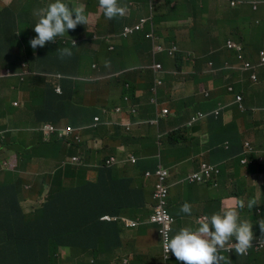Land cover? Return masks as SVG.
<instances>
[{
	"label": "clouds",
	"instance_id": "obj_1",
	"mask_svg": "<svg viewBox=\"0 0 264 264\" xmlns=\"http://www.w3.org/2000/svg\"><path fill=\"white\" fill-rule=\"evenodd\" d=\"M8 2L12 17L0 29V111L21 113L14 117L18 129H10L11 121L0 118L2 145L10 142L0 157V177L24 180L21 201L12 208L6 200L0 218L22 216L23 204L32 203L33 228L41 215L47 217L42 236L52 248L37 244V262L43 263L44 256V263L49 259L51 264H77L75 257L82 256L86 264H136L130 255H106L110 250L104 230L112 226L118 234H130L149 224L156 230L162 264H222L227 261L225 253H234L239 264H264V192L260 200L255 193L264 189V182L255 185L264 178L257 177L264 167V0H94L89 19L88 2L47 0L32 26L36 35L30 39L15 19V0ZM85 23L82 34L72 30ZM254 25L261 28L255 37L235 40L234 30L247 35ZM192 45L199 51L188 50ZM117 49L130 64L127 70L107 64L106 55ZM40 55L52 60L45 70L39 64L42 72L35 70L39 62L33 60ZM162 72L166 80L160 77ZM172 76L178 80L172 81ZM27 80L31 91L25 92ZM197 81L204 85L199 87ZM50 87L57 94L55 106L67 103L77 127L52 121L35 126V110L53 109L45 93ZM18 95L17 101L8 102ZM252 106L260 110L255 116L249 111ZM83 108L94 113L88 122L80 119ZM219 109L224 111L225 123L245 114L248 120L236 130L223 125L215 148L204 147L198 165L186 166L174 155L179 153L176 132L194 128ZM225 130L236 135L232 144L223 140ZM21 133L28 137L14 146ZM192 135L201 136L195 130ZM240 141L249 154L240 161L245 172L239 169L234 178V156L229 152ZM63 143L66 154L57 158L54 150ZM217 148L227 153L224 159L218 160ZM49 158L55 165L46 171L43 189L40 181L32 180L35 173L25 168L32 170L37 159ZM58 170L73 177L62 175L54 184ZM65 179L75 185L66 186ZM169 180L176 192L183 185L200 188L204 200L195 209L192 202L172 197ZM82 182L87 183L83 198L73 199ZM60 187L66 190L60 195L66 197L63 210L59 202L52 206L55 217L42 206L48 197L53 199L52 189ZM47 191L44 203V197L33 200ZM211 192L219 195L218 201L208 197ZM250 196L257 200V231L252 219L241 216V209L255 204L248 201ZM220 201L234 204L222 208ZM6 230L13 233L7 226ZM61 230L69 235L55 248ZM32 244L23 247L30 249ZM20 255L21 259L15 254L11 263L30 264L26 250ZM3 261L0 249V264Z\"/></svg>",
	"mask_w": 264,
	"mask_h": 264
},
{
	"label": "trees",
	"instance_id": "obj_2",
	"mask_svg": "<svg viewBox=\"0 0 264 264\" xmlns=\"http://www.w3.org/2000/svg\"><path fill=\"white\" fill-rule=\"evenodd\" d=\"M21 0H15V5L20 2ZM94 0H80L81 3L86 4V2H88L86 13L88 14V19H89V14L93 11L94 8ZM70 5H73L72 3H69ZM12 17V5L11 2H8V0H0V29L3 28L7 22L11 19ZM8 20V21H7ZM261 25L264 26V18L262 19ZM87 26V23L85 24H77V26L72 29L75 32H79V34H82L83 30L85 29V27ZM260 27L254 25L252 28H250V33H248L247 35L244 34V32L240 29H236L234 30V38L235 40L237 38L243 39L245 38H249V37H255L259 31H260ZM248 31V30H247ZM150 42H148V48H150ZM105 47L107 48L108 46L105 45ZM33 52H31L32 55ZM107 60L109 65L116 67L118 69L121 70H127L128 67L130 66V64L128 62H126L124 60V58L121 56V50L117 49L114 52H110L108 55H106ZM34 61L39 62L35 68V70H38L39 72L44 71L45 69H48V66L51 64L52 60L50 58H48V55H45V57L43 55H40L39 57L33 58ZM53 61H58V59H53ZM183 62V61H182ZM39 64L44 67V70L39 69ZM102 68H104V66H102ZM181 68V67H180ZM185 69V68H184ZM141 72L142 71H138V75L141 77ZM166 72H162L160 74V77H162L163 79H167ZM149 79L152 80V76L149 75ZM194 79V77H193ZM172 81H176L178 80V78L172 76L171 77ZM25 92L27 90L31 91V85H30V81L27 80L26 81V85L24 87ZM47 94V96L50 97V103L53 105V109H46L44 112L39 113V110H35V126L38 125V123L42 122V121H52L55 122V124L60 125L61 123H66L67 126L70 127H77V119L74 113H72L69 109H68V104H61V106H55L56 103V93L53 91V88L50 87L49 90H47L45 92ZM19 98V95L12 98V100L8 101L9 103H14L15 101H17ZM215 108H217V105H215ZM237 108V107H235ZM2 119L1 121H5L6 119H8L9 121H11V126L10 129H15L17 127V122L15 121V116L19 115V111L10 109H4L2 108ZM195 107L192 105L191 107V113L194 112ZM250 113L252 115L255 116L256 113L260 112L259 109L255 108L254 106L250 107L249 109ZM94 116V113H91L88 109L83 108L81 110L80 113V119L83 122H88L90 118H92ZM246 120H248L247 115H242V116H235L233 118L232 121L230 122H226V118L224 116V111L219 109L217 114L213 111V112H209L205 118L202 120V122L193 127L190 128H186V127H182L180 130H178L175 134L174 140H175V147H176V151L178 150L179 153L178 155L176 153H174L175 157L180 160L183 161L185 163L186 166L190 167V168H195L198 165L199 162V158L201 155V151L204 148V150H211L215 148V144H217L218 142V131L219 129L225 125L228 128L234 129L236 130L240 124H242L243 122H245ZM18 129V128H16ZM192 130L195 131H199L201 136H193L192 135ZM2 126L0 125V133L2 132ZM28 137L27 133H21L18 138L16 139V141L14 142V146H20L22 144V142ZM236 139V135L234 134V132L232 130H225L224 134H223V140H226L229 144H232ZM4 138L2 136H0V157L2 156V154L4 153V150L6 148H10V142H7L6 144H3ZM236 147H231L232 150L229 152L234 156V163L232 165L231 171L233 172V177L236 178L239 175V169H240V161L242 158L247 157L246 155L249 154V152L244 148V145L242 143V141L239 142V144L237 145V143L234 144ZM223 148H226L225 145H223ZM54 155L57 158H61L58 155H64L66 154V144H60V146H58L55 150H54ZM215 153L219 154L218 156V160H222L225 158L227 153L222 152V148H217L214 150ZM57 154V155H56ZM246 154V155H243ZM69 172L67 173L65 170H58V172L56 173L55 177L53 178V182L54 184L59 182L61 176L63 175L64 178H72L73 176H69L68 175ZM262 176H264V167H261L258 171V178L260 179ZM33 181H40L43 186L42 188L44 189V187L46 186L47 183V175H46V171L44 173H42L41 175H39L38 177H35L32 179ZM52 189V188H51ZM54 195H53V199L52 197H48L49 202L48 203H44L42 206V210L44 212H47L50 210L52 211V215L56 217V212L55 210H52V206L56 205L54 204L55 202H59V199H63L66 197L64 195H60V193L65 192L66 190L62 187L60 188H54V190L52 189ZM251 194L254 193L253 190L250 191ZM255 196H250L248 197V201L254 199L255 204L253 205L252 209H249L248 207L246 209H241V216L243 218L246 219H252L254 222V229L257 231L256 229V219H257V215L260 216L258 214V209H257V200L255 199ZM243 201V200H242ZM259 208V207H258ZM262 214L264 215V207H262ZM47 219V217H46ZM2 220V221H1ZM40 226L39 220L36 222V227L38 228ZM44 233V230L43 232ZM42 233L39 232H35V237L29 240H25L24 235L22 234H18V237L13 234L10 233L6 230V226L4 225V220L3 218H0V249H2V258L4 257V261L3 264H13L11 262L14 261L15 259V255L11 254L9 249L13 252V253H22L23 250L27 251V255H29L28 258V262L30 264H51L50 260L47 259L46 263H44L45 261V257L43 256L42 261L43 263H38L37 259L39 256V249H38V245L41 246H45L47 248H52L51 245L44 239V237L42 236ZM69 235V231H63L61 230L59 232V234L56 236V240L54 241V247L56 248L57 246H60L63 244L64 240L67 238V236ZM20 237V238H19ZM27 243H33L31 246L32 248H25L23 247V244H27ZM30 246V247H31ZM4 251V253H3ZM227 255V263H235V264H239L240 262L238 260H235V254L233 253L232 255H228L227 253H225ZM264 261V260H263Z\"/></svg>",
	"mask_w": 264,
	"mask_h": 264
},
{
	"label": "crops",
	"instance_id": "obj_3",
	"mask_svg": "<svg viewBox=\"0 0 264 264\" xmlns=\"http://www.w3.org/2000/svg\"><path fill=\"white\" fill-rule=\"evenodd\" d=\"M55 165V161L52 158L49 159H37L36 160V166L32 168L35 175L38 177L45 171H48ZM27 176V175H26ZM24 179L21 178H5L0 177V212L1 207L4 206V202L7 200L9 202V205L14 208L16 202L21 201V195L20 192L22 191V182ZM70 180L65 179L64 184L67 186L70 184ZM74 185L75 183L72 182ZM80 184V193H74L72 195V198H83V190L86 188L87 183H79ZM40 185L42 188V184L40 182ZM5 191H8L5 193ZM16 192L19 193V195H16ZM42 192V191H41ZM35 195L34 199L37 201V199L40 197V200L43 199L44 201L47 198L48 191L41 194ZM42 203V204H43ZM41 204V205H42ZM60 209L63 210L64 201L63 199H59V205ZM34 207V203L30 205H26L21 207V210L25 213L22 216H12L9 219L4 221V225L11 228L13 233L18 237V234H22L24 236H35V232L42 233L43 230L45 231V225L47 223V220L45 216L41 215L39 223L40 226L38 228H33L32 225V215L34 211L32 212V209ZM32 212V213H31ZM29 214V215H27ZM147 211L142 214L143 218L146 219L147 217ZM1 215V213H0ZM20 218L18 223H14L13 219ZM149 224H144L140 227V230L137 233H121L118 234V229L108 226L104 231L108 240L110 252L106 253L108 256H118V255H130L134 259V263L136 264H150V261L154 260L153 258H150L152 256V250L156 242V230L153 227H149ZM187 227V226H184ZM45 235V234H44ZM43 235V236H44ZM10 253L15 255H18V258L21 259V255L19 253H13L9 249ZM105 259H108L107 256H105Z\"/></svg>",
	"mask_w": 264,
	"mask_h": 264
},
{
	"label": "rangeland",
	"instance_id": "obj_4",
	"mask_svg": "<svg viewBox=\"0 0 264 264\" xmlns=\"http://www.w3.org/2000/svg\"><path fill=\"white\" fill-rule=\"evenodd\" d=\"M47 0H21L20 2H18L15 5V19L17 22H19L22 26H23V31L24 34L30 39L32 38L35 34V32L32 29V26L35 24V22L38 19V13L40 12L41 8H43L46 4ZM191 20H194V18L192 17ZM47 43V42H46ZM141 49V53L142 55H145V47L142 45L140 47ZM188 50H196L199 51V47L196 45H192L188 47ZM187 80H190L189 78H187ZM197 84L199 87H202L204 85L203 81H197ZM187 95V94H186ZM188 96V95H187ZM180 98H185V97H180ZM177 98H173V101H176ZM2 111H0V118L2 119ZM6 123H9L10 121L8 119L5 120ZM9 131V130H8ZM91 146L93 148H97V144L95 143H91ZM162 154V153H161ZM28 171H33L30 168H25ZM240 172L244 173V169L240 168ZM264 182V178L258 182L255 183L256 187H260L263 185ZM167 186H169L170 190H171V195L172 197L175 198H179L182 201L187 200L189 202V204H191V202L193 203L194 208L196 209V207L199 205L200 202H202L204 200V196L202 194V191L200 188L198 187H192L191 189L186 188L185 185H183L178 192H176L173 188V182L172 180H169L167 182ZM261 191L264 192V189L262 187V189H257L255 190L256 195L258 196V199L260 200V195H261ZM31 196V193L30 195ZM208 197L212 200L218 201L219 195L216 192H211L209 193ZM254 201V199H252ZM248 203V202H247ZM230 204H234V203H228L225 204L223 201L219 202V205L223 208L224 205H230ZM205 207V204H204ZM218 211V208L207 212V215H211L213 212ZM229 245H231V243H227ZM64 253H68V251H64ZM152 256H150V258H153L157 263L155 264H162V250L159 244V240L157 239L154 249L152 251ZM77 264H86V259L85 257L82 256H77L75 257ZM146 264V263H144ZM222 264H230L227 263L226 261H223Z\"/></svg>",
	"mask_w": 264,
	"mask_h": 264
}]
</instances>
